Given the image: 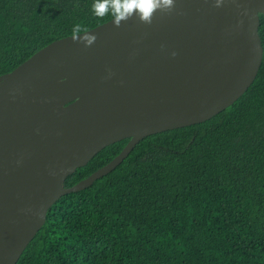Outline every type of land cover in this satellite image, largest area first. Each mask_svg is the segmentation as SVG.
Returning a JSON list of instances; mask_svg holds the SVG:
<instances>
[{
    "label": "water",
    "instance_id": "obj_1",
    "mask_svg": "<svg viewBox=\"0 0 264 264\" xmlns=\"http://www.w3.org/2000/svg\"><path fill=\"white\" fill-rule=\"evenodd\" d=\"M174 2L151 25L111 19L89 30L92 46L65 37L0 76V264L18 263L61 197L113 171L146 137L218 115L255 81L264 0ZM125 139L107 165L65 186Z\"/></svg>",
    "mask_w": 264,
    "mask_h": 264
},
{
    "label": "trees",
    "instance_id": "obj_2",
    "mask_svg": "<svg viewBox=\"0 0 264 264\" xmlns=\"http://www.w3.org/2000/svg\"><path fill=\"white\" fill-rule=\"evenodd\" d=\"M95 0H0V76L49 44L113 17ZM263 59L251 87L196 125L140 141L113 171L61 197L17 264H264ZM112 144L66 181L117 157Z\"/></svg>",
    "mask_w": 264,
    "mask_h": 264
},
{
    "label": "clouds",
    "instance_id": "obj_3",
    "mask_svg": "<svg viewBox=\"0 0 264 264\" xmlns=\"http://www.w3.org/2000/svg\"><path fill=\"white\" fill-rule=\"evenodd\" d=\"M223 5V0H215L214 6L219 8ZM175 8L174 0H95L92 6V12L96 17L102 18L111 14L113 23L116 28L121 26L122 22H126L134 16L140 23L151 25L154 15L161 11L170 14ZM97 37L90 34L87 28L77 23L72 29V41L74 43L84 44V46H92ZM175 57L176 53L173 52Z\"/></svg>",
    "mask_w": 264,
    "mask_h": 264
}]
</instances>
